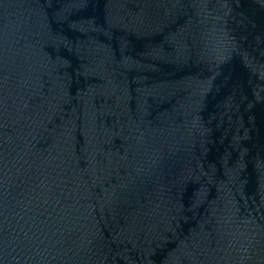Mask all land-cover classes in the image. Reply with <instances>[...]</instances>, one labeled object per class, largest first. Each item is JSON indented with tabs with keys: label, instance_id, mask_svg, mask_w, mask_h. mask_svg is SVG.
<instances>
[{
	"label": "water",
	"instance_id": "95a60500",
	"mask_svg": "<svg viewBox=\"0 0 264 264\" xmlns=\"http://www.w3.org/2000/svg\"><path fill=\"white\" fill-rule=\"evenodd\" d=\"M0 264H264V0H0Z\"/></svg>",
	"mask_w": 264,
	"mask_h": 264
}]
</instances>
